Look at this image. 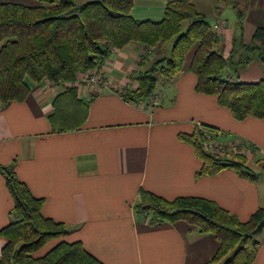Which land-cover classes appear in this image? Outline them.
<instances>
[{
    "label": "crops",
    "instance_id": "obj_1",
    "mask_svg": "<svg viewBox=\"0 0 264 264\" xmlns=\"http://www.w3.org/2000/svg\"><path fill=\"white\" fill-rule=\"evenodd\" d=\"M168 1L134 0L132 14L139 20L159 21ZM192 2L204 18L206 12L198 3L210 13L220 9L217 0ZM211 27L220 35L227 57L236 40L221 39L230 33L221 21L215 20ZM256 27L264 28V0H250L239 29L243 40L249 43ZM146 48L131 43L110 51L90 72L96 82L76 86L87 111L75 130L58 132L49 121L62 89L48 81L31 84L23 102L0 104V165L11 168L30 193L42 199L44 217L74 227L63 240L80 241L103 264H206L219 246L215 236L182 220L150 224L134 210L138 193L144 190L165 200L208 199L247 221L258 208L264 209V173L257 166L264 159L257 157L260 153L264 157V118L237 121L214 96L197 92L196 77L189 71L192 56L188 62L184 58L183 72L172 80L158 76L155 94L147 101L125 100L123 94L136 87L138 74L152 60L169 56L170 43L149 53ZM241 59L235 62L241 66L240 71L235 69L238 80L255 82L264 77L256 59L239 64ZM99 79L106 84L100 85ZM197 125L218 129V137L204 133L206 142L210 137L211 142L227 146L225 153L244 155L257 180L231 169L197 175L201 162L178 138ZM12 204L0 174V229L16 220ZM55 243L48 242L40 253ZM3 245L0 237V251ZM251 264H264V243Z\"/></svg>",
    "mask_w": 264,
    "mask_h": 264
},
{
    "label": "trees",
    "instance_id": "obj_2",
    "mask_svg": "<svg viewBox=\"0 0 264 264\" xmlns=\"http://www.w3.org/2000/svg\"><path fill=\"white\" fill-rule=\"evenodd\" d=\"M36 1V6L0 3L1 105L23 102L31 84L48 81L62 89L53 102L49 121L58 132L75 130L85 120L87 105L79 99L74 83H82L83 76L98 69L110 51L131 43L150 48L170 43L169 56L152 60L136 77V87L123 94L125 100L141 103L150 99L158 75L170 81L182 73L184 58L194 47L189 71L196 77L195 90L214 96L237 121L264 118V78L243 82L236 71L221 77L236 54L237 43L233 42L232 50L224 57L220 40L192 0H169L159 21L136 19L132 14L134 0H94L76 7L75 0ZM224 5L235 12L241 30L250 0H217V9ZM241 47L255 55L264 68V28L256 27L249 44L242 43ZM252 60L247 55L239 64ZM204 133L219 135L218 129L205 125H197L190 134L178 135L201 162L197 175L231 169L247 180H257V174L246 166L244 155L208 151ZM257 166L264 173V159L257 161ZM0 174L13 203L10 212L16 216L15 221L0 229L4 240L0 264H103L80 241L62 239L69 234L67 227L42 215V199L34 197L11 168L0 165ZM134 210L150 224L182 220L202 234L214 235L219 246L206 264H251L256 257L260 243L252 230L264 218L263 208L241 221L208 199L165 200L140 190ZM53 240L56 243L40 253Z\"/></svg>",
    "mask_w": 264,
    "mask_h": 264
},
{
    "label": "rangeland",
    "instance_id": "obj_3",
    "mask_svg": "<svg viewBox=\"0 0 264 264\" xmlns=\"http://www.w3.org/2000/svg\"><path fill=\"white\" fill-rule=\"evenodd\" d=\"M89 1H94V0H75V7L76 6H80L81 4H84L86 2ZM5 3H14V4H22L25 6H36L38 5V2L36 0H10L8 2ZM201 5H205L204 3H198V8L201 12H206L205 15V20L211 25L213 26L215 20H219L222 23L225 24L226 28L230 31V33H228V35L222 36V40L224 41L225 39H228L229 41L231 40H236V55L233 56L230 64L227 66V68L221 73V77L224 79L226 77V74H234L235 69L238 68V70L240 71L241 66H238L235 64L236 60L239 58V56L241 58L246 57L247 55L250 57H253V59H255V55H251V53H247L244 48L241 47V44L243 43L244 45L249 44L248 41H245V39L243 40V38L241 37V32L239 31L238 28V24H237V20H236V14L235 12L231 9L230 5H224L222 7H220L219 12H217V14L215 13H210L207 9V7H203ZM133 8H134V4H133ZM133 12L135 13V9H133ZM187 25V22H184V27ZM215 37H217L219 39L220 35L217 34V36L215 35ZM244 37L246 38V35H244ZM165 45H169V43H165ZM153 47H147V51L146 52H150L149 49H152ZM194 47H192L186 54L185 57V62H188V60L191 58L192 53L194 51ZM147 53V54H148ZM263 67V66H262ZM159 76V75H158ZM160 77V76H159ZM264 78V77H263ZM225 153V152H223ZM258 158H264L261 153L257 155ZM251 166V165H250ZM249 166V167H250ZM67 229L69 231L73 230L74 227L72 226H67ZM254 238L256 241H258L259 243H264V227L262 228L261 231L257 232L256 234H254Z\"/></svg>",
    "mask_w": 264,
    "mask_h": 264
},
{
    "label": "built area",
    "instance_id": "obj_4",
    "mask_svg": "<svg viewBox=\"0 0 264 264\" xmlns=\"http://www.w3.org/2000/svg\"><path fill=\"white\" fill-rule=\"evenodd\" d=\"M213 31H214V33H215V35L217 36V31H216V28L214 27V29H213ZM96 82V79L94 78V76L92 75V74H87V75H85V76H83V78H82V83H90V84H93V83H95ZM100 85H105L106 84V82L105 81H103L102 79H99L98 81H97ZM79 83H74L73 85L74 86H77ZM151 104L152 105H155L156 104V98L155 97H153L152 98V101H151ZM206 145H205V147H206V149L208 150V151H210V152H217V153H223L224 151H226L227 150V146H225V145H223V144H220V143H213V142H211V140H210V137H207V142L205 143ZM235 150V149H234Z\"/></svg>",
    "mask_w": 264,
    "mask_h": 264
},
{
    "label": "water",
    "instance_id": "obj_5",
    "mask_svg": "<svg viewBox=\"0 0 264 264\" xmlns=\"http://www.w3.org/2000/svg\"><path fill=\"white\" fill-rule=\"evenodd\" d=\"M154 68V66L151 67V70ZM264 227V218L258 222L256 227L252 230V234H256L257 232L261 231Z\"/></svg>",
    "mask_w": 264,
    "mask_h": 264
}]
</instances>
